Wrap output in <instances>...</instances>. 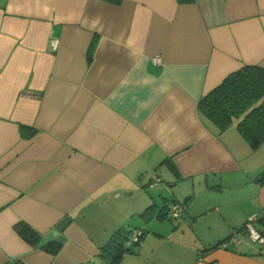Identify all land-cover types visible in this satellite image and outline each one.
Returning <instances> with one entry per match:
<instances>
[{"label": "crops", "instance_id": "crops-1", "mask_svg": "<svg viewBox=\"0 0 264 264\" xmlns=\"http://www.w3.org/2000/svg\"><path fill=\"white\" fill-rule=\"evenodd\" d=\"M246 64L264 0H0V264H107L119 228L144 232L119 264H264L246 236L205 251L264 207V143L198 109Z\"/></svg>", "mask_w": 264, "mask_h": 264}, {"label": "trees", "instance_id": "trees-1", "mask_svg": "<svg viewBox=\"0 0 264 264\" xmlns=\"http://www.w3.org/2000/svg\"><path fill=\"white\" fill-rule=\"evenodd\" d=\"M198 109L218 131L226 129L237 120L238 132L250 148L256 150L264 143V67L246 64L230 72L198 100ZM256 180L260 183L264 181V171L256 175ZM152 208L153 205H150L145 211ZM157 217H165L163 211L160 210ZM17 230L29 244L38 245L51 254H56L61 248L56 241L41 243L40 235L25 224L19 225ZM131 233L125 228L115 230L99 248L98 256L106 260L107 264H119L126 252L135 253L136 249L132 250L127 245ZM231 234L205 251L222 246ZM143 236L144 232L139 233L138 240L134 242L137 247Z\"/></svg>", "mask_w": 264, "mask_h": 264}, {"label": "built area", "instance_id": "built-area-1", "mask_svg": "<svg viewBox=\"0 0 264 264\" xmlns=\"http://www.w3.org/2000/svg\"><path fill=\"white\" fill-rule=\"evenodd\" d=\"M52 48H57V41H51ZM153 61L156 63L160 62V58L155 56ZM184 206L181 204L175 205L171 210L172 216H177L182 210ZM246 236L253 242H257L264 248V207L260 209L259 212H253L249 214L242 226L241 230L235 229L232 231L231 236L227 241H225L222 246H226L228 242L240 243L242 241V237ZM139 237L138 232H132L128 244H130V240L133 242L137 241ZM211 264H218L217 262H213Z\"/></svg>", "mask_w": 264, "mask_h": 264}, {"label": "rangeland", "instance_id": "rangeland-1", "mask_svg": "<svg viewBox=\"0 0 264 264\" xmlns=\"http://www.w3.org/2000/svg\"><path fill=\"white\" fill-rule=\"evenodd\" d=\"M178 215L180 216V213H179ZM178 215H177V216H178ZM177 216H172V217L175 219ZM179 216H178V217H179ZM183 217H185V215H183ZM183 217H182V218H183ZM185 218H186V217H185ZM179 219H181V216H180ZM181 221H182V220H181ZM166 222H168V220H167ZM179 222H180V221H179ZM190 222H191V220H190ZM180 223H181V222H180ZM160 225L164 227V228H161V229H164L163 231H166L165 228H167V227H166V226H167V223H160V224H157V228H158V226L160 227ZM185 227H191V223H186V224H185ZM185 227H184V228H185ZM159 229H160V228H159ZM179 230H181V231H180V233H181V232H182V229H179ZM185 230H186V231H185V234H186V233L188 232V229L185 228ZM246 238H247V237L244 238L245 241H246ZM247 239H248V238H247ZM248 242H249V241H248ZM250 242H251L254 246H256L257 248H259V249L261 248V247L258 245V243L253 242V241H250ZM127 245H128V247H129L130 249H132V250H133V249H136V247H137V246L134 244V242H133L132 240H130V244L127 243ZM260 251H261L262 253H264V248H261ZM126 253H128V252H126Z\"/></svg>", "mask_w": 264, "mask_h": 264}]
</instances>
